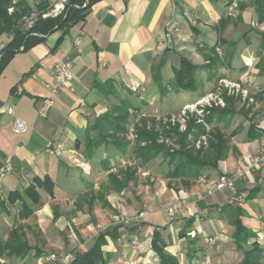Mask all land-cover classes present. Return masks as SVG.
<instances>
[{
    "label": "crops",
    "instance_id": "crops-1",
    "mask_svg": "<svg viewBox=\"0 0 264 264\" xmlns=\"http://www.w3.org/2000/svg\"><path fill=\"white\" fill-rule=\"evenodd\" d=\"M254 3L255 0H239V7L230 10V0H101L92 6L85 20L72 25L66 33L57 30L27 51L16 53L0 71V167L8 157L14 167L10 174L0 177V200L7 204L6 210L0 208V232L7 238L20 223L31 224L35 231L32 252L25 258H3L5 263L47 264L42 262L51 252L87 250L98 235L92 227L105 221L110 210L132 221L122 225L121 236L105 247L111 256L107 264H126L134 255L139 264H144L148 252L150 264H160L152 244L156 229L168 243L166 250L177 256L180 264H238L243 259L244 253L234 241L235 227L224 215V208L228 204L240 206L243 224L258 239L264 237V167L237 179L235 192L226 188L201 201L194 203V199L197 192L207 189L199 181L201 175H234L245 158L264 145V21H260ZM9 41L8 37L0 49ZM181 57L199 66L194 89L178 91L174 87V70L180 66ZM161 60L165 61L161 72L165 92L155 81L154 67ZM64 61L72 63L74 90L62 89L49 116L40 117L38 108L51 95L48 84ZM222 77L242 81L254 93L257 105L246 117L238 101L234 115L212 121V127H220L231 137V149L216 167H204L197 179L184 184L180 179L166 177L169 163L158 156L140 164L139 171L146 176H164L165 191H160L163 196L159 191L157 197L142 190L134 193L138 187L131 183L123 191L125 195L132 194V201L120 203L121 192H112L107 195L108 206L99 199L89 206V199L81 196L97 192L107 180L105 160L111 156L110 170L132 162L128 154L106 145L89 159L85 156L89 127L110 108V99L98 84L112 80L121 95L138 108L133 117L136 122L143 115L177 113L186 103L214 88ZM177 95L186 99L181 106ZM16 117L28 123L27 132L14 130ZM251 125L258 132L255 138L248 136ZM158 160L156 170L154 163ZM46 176L55 182L54 195L39 189L42 198L34 214L20 219L21 202L8 204L10 192L23 191L36 178L44 180ZM164 180L178 183L168 187ZM179 190H185L192 203L170 222L164 210L166 203L160 198L177 196ZM234 194L243 200H233ZM141 210L148 214L135 219ZM55 213L59 217L55 218ZM216 234H221L220 239L210 245L207 238ZM134 235L144 240L143 252L134 254Z\"/></svg>",
    "mask_w": 264,
    "mask_h": 264
},
{
    "label": "trees",
    "instance_id": "trees-1",
    "mask_svg": "<svg viewBox=\"0 0 264 264\" xmlns=\"http://www.w3.org/2000/svg\"><path fill=\"white\" fill-rule=\"evenodd\" d=\"M100 1L69 0L65 12L61 15L56 17H42L40 15L33 26L26 28L25 17L32 14V8L42 13L49 8L52 0H0V36L5 33L12 35L10 41L0 49V71L7 66L19 51H27L42 42L47 35L57 30H63V33H66L72 25L85 20L92 6ZM85 2H87V5L84 7ZM11 4L14 6V12L9 13ZM254 4L259 19L263 22L264 0H255ZM164 65L165 61L161 60L154 67L155 81L163 92L166 91L161 73ZM198 69L197 64L186 57H181L180 66L174 70L173 83L175 89L178 91L194 89ZM98 86L110 99V108L89 127L88 139L85 145L88 153L85 156L89 159L90 155L100 146L106 145L123 155L128 154L133 163L118 166L116 170H110L111 156L105 160L104 169L109 170L107 180L101 184L97 192L90 191L81 196L84 199H89L90 207L94 205L97 199L108 206L107 195L112 192H122L131 183L136 184L140 164L153 161L158 156H162L164 162L169 163L166 177L180 179L184 184H190L191 180L197 179L201 175L204 167H216L218 162L224 159L231 149L230 135L218 126L209 130L208 145L197 148L195 146L197 138L206 133L207 130L205 126L196 122L195 117L188 121L187 130L185 131H180L177 125L158 128L155 117L151 116L143 115L134 122V111L138 108L130 99L121 95L115 83L112 80H107L105 83L98 84ZM226 100L225 107H215L210 110L207 116V121L210 124L216 118H223L236 113L234 107L236 102L241 101V99L227 97ZM242 105L241 112L245 113L247 117L253 111V107ZM132 123H134V137L130 138ZM161 134L173 138L176 146H170L160 141ZM248 136L250 138L258 136V132L253 125L249 128ZM54 188L55 182L51 177L46 176L44 180L36 178L34 183L25 190L10 192L8 204L14 205L21 202L19 218L27 219L34 214L36 207L41 202L42 197L39 189H45L53 196L55 193ZM0 208L6 210L7 204L5 201L0 200ZM242 214L243 210L238 205L228 204L224 208V215L235 227L234 241L236 247L244 253L243 259L238 264H263L264 246L259 243L258 235L243 224ZM57 217H59V213H55V218ZM121 227V224H117L105 230H99L93 245L87 250L74 252L75 258L69 264H107L111 256L105 251V247L110 240L116 241L121 236ZM251 238H255V240L250 242ZM152 244L160 257V264H180L178 257L166 250L168 243L158 229L154 231ZM246 245H250V247L247 248ZM33 249L34 246L28 239L23 223L14 226L9 231L7 238H4L0 232V257L25 258ZM36 255L38 256L39 253ZM0 264L7 263L0 261Z\"/></svg>",
    "mask_w": 264,
    "mask_h": 264
},
{
    "label": "built area",
    "instance_id": "built-area-1",
    "mask_svg": "<svg viewBox=\"0 0 264 264\" xmlns=\"http://www.w3.org/2000/svg\"><path fill=\"white\" fill-rule=\"evenodd\" d=\"M69 0H52L49 8L39 13L37 11L32 12L31 15L27 16L25 20V27L30 28L33 26L35 21L41 15L42 17H56L65 12L67 4ZM87 5V2L84 3V7ZM239 7V0H230L229 9L235 10ZM13 8H10L12 11ZM8 36V34H4L1 37ZM3 39H0V44ZM80 41L79 38L76 39L78 43ZM74 73L73 66L70 61H64L59 66H57L55 70V78L54 80L48 84L51 89V95L45 97L42 100L41 105L38 108V116L46 118L49 116L52 107L55 104L56 95L62 89L74 90ZM225 95L238 97L241 101H247V106H251L255 103L256 98L254 93L250 90L248 86H246L242 81L232 80L226 77L220 78L214 88L209 90L207 93L199 97L197 100L193 102L186 103L177 113H172L169 115H156L155 120L158 123V128H163V126L169 127L171 126H179L180 131L187 130L188 121L195 117L197 123H201L204 121V118L207 114L210 113V110L215 107H225L227 104ZM8 111L12 112V108L8 107ZM207 132L212 128L209 122H206ZM14 130L17 133H25L29 130L28 123L19 118H15L14 122ZM132 137L134 135L132 134ZM208 133L201 134L196 142L195 146L200 148L201 146H207L209 142ZM160 141L166 143L170 146H176L175 140L171 137L162 135L160 136ZM264 167V145L261 146L258 151L249 155L245 158L243 164H241L234 175H230L226 172L221 173L217 177L201 175L199 177V181L207 185V189L205 191H199L195 194L194 203L203 200L207 195H213L216 191L224 190L226 188L236 191V181L237 179L245 178L249 173L253 171L260 170ZM13 163L11 157L6 158L5 163L0 167V177H5L13 171ZM178 197H174L171 200H168L165 204L164 210L167 213L170 222H174L177 220L178 216L184 212L186 208L190 206L192 202H190V197H187L186 192L181 190L179 192ZM233 200L242 201V196H237L234 194L232 196ZM119 201L125 203L126 197L125 192L122 191L119 194ZM148 214L147 211H140L136 216V219H142ZM131 218L123 215V214H115L114 222L117 224H128ZM105 226L99 228V230H105ZM221 234H216L207 238V242L210 245H214L220 239ZM259 243L264 246V237L258 239ZM144 240L139 235H134L131 239V247L134 251V254L139 252H143L144 250ZM150 252L146 253L144 264L152 263L150 259ZM75 258L74 252H66V251H55L49 253L42 263L47 262V264H69ZM157 260V259H156ZM0 261L4 262V259L0 257ZM126 264H139L135 255L130 257Z\"/></svg>",
    "mask_w": 264,
    "mask_h": 264
},
{
    "label": "rangeland",
    "instance_id": "rangeland-1",
    "mask_svg": "<svg viewBox=\"0 0 264 264\" xmlns=\"http://www.w3.org/2000/svg\"><path fill=\"white\" fill-rule=\"evenodd\" d=\"M10 8H13V10L12 11H10ZM9 8V13H12V12H14V6L11 4V7ZM32 10H33V12L35 11V8H32ZM25 18H27V16L25 17ZM6 34V33H5ZM4 35V34H3ZM7 35V34H6ZM8 37L11 39L12 38V35H8V36H5L4 38H6V40H8ZM0 38H1V36H0ZM5 40V41H6ZM5 41H2L1 42V44L2 43H4ZM5 44V43H4ZM193 92V91H192ZM264 95V94H263ZM193 96H195V94H193ZM176 97V99H177V103H178V106H181L185 101H186V99H184L183 98V96L182 95H177V96H175ZM225 97L227 98V97H234V96H229V95H225ZM227 101V100H226ZM242 104H244V105H246L247 106V104H248V102L246 101H242ZM256 105H257V99H256V101H255V103L253 104V105H251L250 107H254L253 108V110L255 109V107H256ZM245 106V107H246ZM209 114H207L206 116H205V118H204V121H202L200 124H202L203 126H206V122H208L207 121V116H208ZM207 130V129H206ZM206 133H208V132H206ZM203 134H205V133H203ZM161 159V158H160ZM161 160H158V161H155V163H154V166L157 168L156 170H158V165H159V162H160ZM132 163H133V161H132ZM126 164H129V163H126ZM158 172V171H157ZM155 175H150V176H146V175H144L142 172H140V171H138V181H137V183H136V187H138L137 188V190L134 192V193H136L137 191H139V190H142V191H144L145 193H147V194H149V196H151V197H157L156 196V194H157V192L159 191V194H160V191L161 190H163L164 189V187H163V189H162V185H163V179H165L164 178V176L163 175H158V176H155ZM166 183H167V185H168V187H170V183H173V182H177L178 183V180H171V181H168V180H164ZM176 184V183H175ZM172 186H174V187H176V185H172ZM164 191L165 190H163V191H161V193H164ZM181 190H179L178 191V195L177 196H173V197H171V198H169V199H167V198H164V197H166V195L164 196V197H161L160 198V200H161V202H163V203H166L168 200H171L172 198H174V197H178L179 196V192H180ZM185 191V190H184ZM186 192V191H185ZM164 194H160V196H163ZM186 195H187V193H186ZM131 196H132V194L130 193L129 195H125V197H126V202L125 203H127V202H129V201H132V198H131ZM187 197H188V195H187ZM134 200H135V198H134ZM136 201V200H135ZM120 203H123V202H121V201H119ZM119 202H117V203H119ZM120 203L118 204V205H120ZM120 208H121V206H120ZM110 210V209H109ZM142 211V210H141ZM112 210H110L109 211V213H107V216H108V218H106L105 219V221H103V222H96L94 225V227H92V232H94L96 235L99 233V228H100V226L101 227H104L105 226V228H108V227H112V226H114V225H116V223L114 222V215L115 214H120L119 212H113ZM138 212V211H137ZM140 212V211H139ZM138 212V213H139ZM138 213H137V215H138ZM136 215V216H137ZM136 216H135V219H136ZM90 218V217H89ZM132 220H130L129 222H131ZM24 226H25V231L27 232V236H28V239H29V241H30V243H32L33 242V240H34V237H33V234H32V231H35V230H33V228L34 227H32V225L31 224H29V225H27V223H24L23 224ZM124 225H126V224H124ZM92 234V233H91ZM59 250V249H58ZM60 251V250H59ZM55 252V251H54Z\"/></svg>",
    "mask_w": 264,
    "mask_h": 264
},
{
    "label": "water",
    "instance_id": "water-1",
    "mask_svg": "<svg viewBox=\"0 0 264 264\" xmlns=\"http://www.w3.org/2000/svg\"><path fill=\"white\" fill-rule=\"evenodd\" d=\"M169 45H170V47H172V39H171V37H170Z\"/></svg>",
    "mask_w": 264,
    "mask_h": 264
}]
</instances>
